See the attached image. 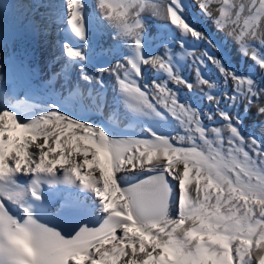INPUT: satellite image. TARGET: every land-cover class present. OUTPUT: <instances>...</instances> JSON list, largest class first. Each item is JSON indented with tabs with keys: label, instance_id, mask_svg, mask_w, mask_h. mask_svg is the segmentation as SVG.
I'll return each mask as SVG.
<instances>
[{
	"label": "snow or ice",
	"instance_id": "6c2138e0",
	"mask_svg": "<svg viewBox=\"0 0 264 264\" xmlns=\"http://www.w3.org/2000/svg\"><path fill=\"white\" fill-rule=\"evenodd\" d=\"M193 5L244 69L185 0H30L23 31L0 4V70L34 75L58 28L49 86L69 78L66 95L41 103L0 75V264H264V138L234 111L255 106L264 130L252 74L264 73V0ZM108 28L105 49L94 37ZM173 125L183 134L163 131Z\"/></svg>",
	"mask_w": 264,
	"mask_h": 264
},
{
	"label": "bare ground",
	"instance_id": "6f19581e",
	"mask_svg": "<svg viewBox=\"0 0 264 264\" xmlns=\"http://www.w3.org/2000/svg\"><path fill=\"white\" fill-rule=\"evenodd\" d=\"M91 6H94L95 0H89ZM59 2V0H58ZM30 3V0H14L13 6L11 11L9 12V21L11 22L13 18H16L17 20V27L20 28V31H23V28L20 27V25L24 21V14L27 13V5ZM189 8L193 12V15L198 19L199 25L203 28V30L208 31L212 34L214 39H216L217 44L219 47L227 54V58L229 61L233 62V66H235L234 61L239 60L240 64L239 67L241 69L245 68L246 63H250L248 61H245L244 58L240 57L239 53L235 50V45H233L232 41L230 39H227L224 37L223 33H217L215 32L212 22L209 20H206L203 18L199 11L194 8L193 0H190ZM164 19L163 18H152L151 19V26L152 29L156 31L162 30V25H164ZM48 39L44 41L45 46H47L49 43H52L53 46L50 49V51L46 54L44 60L40 63V65L35 69L34 75H27L23 74L22 76H17L14 74L13 69L9 66L6 69L0 70V75H3L6 71L11 72L13 75V82L17 85V91H28L29 94L32 96L33 100L44 102V101H50L53 98H58L62 93L67 94V88H68V79L69 78H62L60 80H56L55 77H52V81L54 82L52 86H49V80L48 77H51L52 72L55 70H58L59 66L56 64V57L59 56V48L56 46L58 45L59 41L61 39L58 38V36L54 32H50L47 34ZM98 46H102L105 49L109 48L110 46L115 45V42L110 39V37H104L101 33V37L97 39V42L95 43ZM33 46V41L31 38H26L23 40H19L15 45V50L17 52L22 51L24 48H31ZM178 48V45H176ZM13 43L10 41L8 46V52L11 54L13 52ZM231 54L229 56L228 54ZM234 57V58H233ZM49 58H51V61L49 62ZM237 58V59H236ZM109 60H113L112 57H108ZM114 62V61H113ZM192 69L191 68H185L184 75L188 76L189 78H192ZM90 72L94 73L95 68L90 66ZM257 81L258 84L264 85V73L254 71L252 73ZM146 78L151 79L154 76V72L151 70L146 71ZM205 75L208 77H212L213 79H218V76L214 69L209 68ZM74 79V78H73ZM108 87H111V81L108 80ZM221 89L223 90V86H221ZM184 89H181L182 96L185 94ZM234 111H239L241 119L244 121L243 125V132L245 135H255L257 138H264L262 136L263 130L259 126V120L260 118L255 115L256 113V107L254 106L249 112H244L243 108L240 107L239 109H235ZM93 117H98L101 114L100 113H89ZM95 115V116H94ZM123 131L127 132L131 135H139L141 134L140 126L135 122H126L121 125ZM166 133L177 135V134H183L182 130L179 129L178 126L173 125L170 128L164 129Z\"/></svg>",
	"mask_w": 264,
	"mask_h": 264
},
{
	"label": "rangeland",
	"instance_id": "374dc122",
	"mask_svg": "<svg viewBox=\"0 0 264 264\" xmlns=\"http://www.w3.org/2000/svg\"><path fill=\"white\" fill-rule=\"evenodd\" d=\"M226 55H227V54H226ZM228 55H229V56H231V54H230V53H229ZM233 58H234V57H233ZM236 59H237V58H236ZM263 132H264V130H263Z\"/></svg>",
	"mask_w": 264,
	"mask_h": 264
}]
</instances>
